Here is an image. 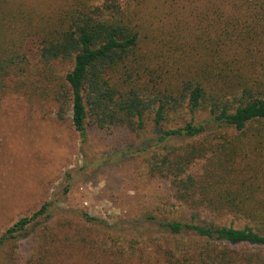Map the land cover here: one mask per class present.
Masks as SVG:
<instances>
[{
    "label": "trees",
    "instance_id": "obj_1",
    "mask_svg": "<svg viewBox=\"0 0 264 264\" xmlns=\"http://www.w3.org/2000/svg\"><path fill=\"white\" fill-rule=\"evenodd\" d=\"M11 76L47 94L83 140L90 127L140 137L153 125L148 175L192 211L247 222L152 223L159 236L148 238L171 246L158 248L159 264H264V0H0V87ZM52 210L45 202L0 235V264H21L19 236ZM81 216L40 248L38 264L59 244L94 258L108 254L107 237L129 260L142 243L124 241L123 223Z\"/></svg>",
    "mask_w": 264,
    "mask_h": 264
},
{
    "label": "rangeland",
    "instance_id": "obj_2",
    "mask_svg": "<svg viewBox=\"0 0 264 264\" xmlns=\"http://www.w3.org/2000/svg\"><path fill=\"white\" fill-rule=\"evenodd\" d=\"M34 65L31 62L33 77H39L40 85L46 86L48 74H38L40 68ZM65 68L55 69L60 72ZM57 71L54 70L56 76ZM2 84L0 235L45 202L52 203L57 211L48 222L34 224L19 236L15 253L21 264H26L30 257L33 264L40 263V248L54 235L60 236V229L81 224V214L107 225L123 223L124 241L138 235L142 243L129 260L126 256L122 259L112 255L118 253L117 247L107 237L101 239L108 241L104 246L110 249L108 254L99 251L94 258L83 250L64 249L59 244L56 254L47 251V264H159L158 248L171 246L165 240L148 238L159 236L160 229L152 223L190 221L191 215L196 214L203 223L236 228L247 224L229 214L214 216L192 211L174 199L168 181L148 175L142 149L154 138L153 125L149 124L140 137L123 128L90 127L83 140L73 130L69 115L63 121L58 120L56 106L47 99V94L34 95L25 78L11 76ZM191 173L199 174L200 164ZM150 217L154 220H149ZM150 226L154 229L149 232ZM57 245L58 240L52 246Z\"/></svg>",
    "mask_w": 264,
    "mask_h": 264
}]
</instances>
